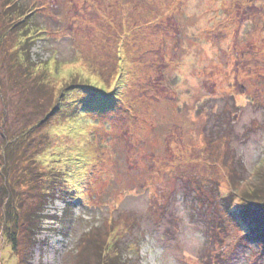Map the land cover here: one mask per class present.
I'll return each mask as SVG.
<instances>
[{"label":"rangeland","instance_id":"1","mask_svg":"<svg viewBox=\"0 0 264 264\" xmlns=\"http://www.w3.org/2000/svg\"><path fill=\"white\" fill-rule=\"evenodd\" d=\"M117 1L32 0L47 40L27 47L37 67L21 78L17 37L0 45V145L26 135L29 161L12 168L41 183L16 193L46 218L35 241L13 227V251L0 206V264H264V0ZM32 79L66 92L64 113L24 89ZM71 82L118 95L115 112Z\"/></svg>","mask_w":264,"mask_h":264},{"label":"trees","instance_id":"2","mask_svg":"<svg viewBox=\"0 0 264 264\" xmlns=\"http://www.w3.org/2000/svg\"><path fill=\"white\" fill-rule=\"evenodd\" d=\"M114 1V0H113ZM117 1V0H115ZM145 1V0H141ZM147 1V0H146ZM150 1V0H149ZM4 2V9L1 13L3 17L1 18L2 26L5 29V32L3 33V36H0V45L5 43L8 39V35L12 34L17 37L15 42H17L18 45L13 46L11 45L7 49V53L12 49V51H16L15 49L19 46V49L16 52H12L10 55L7 56V58L11 55H17L18 58L16 60V63L19 64V66H16V75L17 77L23 76L25 74H29V70L31 68H35L37 66L30 65L29 60V50L27 47L33 43V41H46V31L44 29H39L35 27V20L36 16L39 14L35 11L34 3L32 0H3ZM118 2V1H117ZM33 3V4H32ZM99 4L95 1L92 7H95L97 9ZM111 6V5H110ZM232 11V8L229 9V12ZM128 16L125 13L124 18L126 19ZM121 27H128L123 20L120 22ZM213 31V29H212ZM128 36V34H126ZM211 36V35H209ZM5 41V42H4ZM123 41V40H122ZM13 47H16L13 49ZM19 51V52H18ZM122 52L123 48H117L115 51V57L117 59H122ZM40 63V62H39ZM48 65H44V71L47 70ZM122 69V68H121ZM74 82H71L68 84L65 89L68 91L70 88L73 89L72 91H82L85 95L90 97H95L94 99L90 100V103L95 108V111L99 114H111L115 112V109L118 107L116 102L120 101L115 94H107L100 90L99 88L93 87V86H87V87H76L74 85ZM68 87V88H67ZM25 90H28L32 96H38L45 99H53V96L55 95L54 88L51 84L48 85L47 82L44 81H35L34 79L30 80L24 88ZM66 95V92L60 91L56 97L54 96V105L52 109V113L62 112L61 104L59 103V98L61 95ZM114 107V108H113ZM124 111H127L126 113L129 114V110L124 109ZM64 113V112H62ZM116 117V115H115ZM47 117H44L40 120L39 123H43L45 125L47 121ZM46 120V121H45ZM26 135H18L14 137H7L3 136L1 141V151H0V159H1V172H3L2 175L4 181H0V206L2 207V213L4 215L3 218V238H5L9 244L11 245V248L13 251H16L20 244L18 242L19 240V234L17 231V227H21L22 232L26 233V236H28L29 240L35 241V237H37L41 231V226L43 224V220H45V217H41V214L45 211L42 209V206L39 207L36 204H30L24 205L21 202H19L18 194L16 193L19 189L20 185H23L27 176V169L25 171L19 169L21 171L20 176L16 175V172L13 171V166L17 163L18 166L24 165L29 159L19 152L18 145L26 143ZM39 150V149H38ZM38 153V152H37ZM31 154V153H30ZM35 154V152H34ZM34 154L32 155V158L34 159ZM37 155V154H36ZM19 158H23V160H19ZM32 159V160H33ZM34 161V160H33ZM35 162V161H34ZM28 168V167H27ZM13 175L18 177V179H21V183L17 186L11 183L13 180ZM29 176L31 178H35V174L30 173ZM2 182V183H1ZM36 182V184L41 183V180L39 182L35 180L27 181L25 184H33ZM34 184V185H36ZM260 192H263V189L261 187L255 188V190H250L249 195H254L256 199H259L260 196L257 195ZM36 195L32 196L33 200L34 198L40 197V195L47 196L49 193H51L50 189L46 190L43 189H37L35 188ZM244 197L247 199H250L249 196L244 194ZM248 209L242 208L238 209L237 213L238 215L242 216L243 219L247 223V219L251 218V212ZM44 214V213H43ZM243 221V220H242ZM235 222V221H234ZM253 224L256 225V223L252 220ZM245 226V224H243ZM17 226L13 230H11L13 227ZM263 228V225H262ZM32 247V246H31ZM30 247V248H31ZM118 262V263H117ZM106 264H123V261L121 259V255L119 253L113 254V257L111 259H108V262Z\"/></svg>","mask_w":264,"mask_h":264}]
</instances>
